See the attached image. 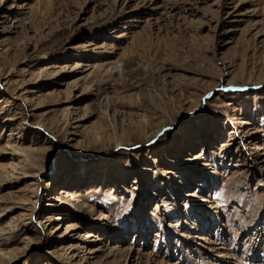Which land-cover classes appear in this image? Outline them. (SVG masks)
Instances as JSON below:
<instances>
[{
	"label": "rangeland",
	"instance_id": "374dc122",
	"mask_svg": "<svg viewBox=\"0 0 264 264\" xmlns=\"http://www.w3.org/2000/svg\"><path fill=\"white\" fill-rule=\"evenodd\" d=\"M1 250L264 264V0H0Z\"/></svg>",
	"mask_w": 264,
	"mask_h": 264
},
{
	"label": "bare ground",
	"instance_id": "6f19581e",
	"mask_svg": "<svg viewBox=\"0 0 264 264\" xmlns=\"http://www.w3.org/2000/svg\"><path fill=\"white\" fill-rule=\"evenodd\" d=\"M29 155H27V157H28ZM24 158V157H23ZM29 158V157H28ZM25 159V158H24ZM26 160V159H25ZM25 163V162H24ZM20 164L18 163L17 165L15 164V166H12V170H10L9 172L12 174V175H15V171H16V169L18 168V166H19ZM109 170V169H108ZM9 173V174H10ZM108 172L106 171L103 175L104 176H106V174H107ZM11 176V175H10ZM102 180H106V179H102ZM99 184H103V182H100ZM114 188H112V190H113ZM62 192H66V191H64L63 189H62ZM65 194V193H64ZM193 196V194L191 193V192H188V193H186V196ZM67 200H65L64 201V204H67ZM76 208V207H75ZM75 226H77V225H75ZM98 250V249H97ZM92 251V250H91ZM0 254H2V255H9V256H11V254H13V253H8V252H6V251H4V250H1L0 251ZM245 255H247V252L246 253H244ZM7 255V256H8ZM248 257L250 258V261L251 262H254L255 260H256V262H257V260H260V256H258L257 254L256 255H253L251 252L248 254ZM4 258V257H3ZM256 258V259H255ZM3 260V259H2ZM0 264H2L1 263V258H0ZM249 264H251V263H249Z\"/></svg>",
	"mask_w": 264,
	"mask_h": 264
}]
</instances>
